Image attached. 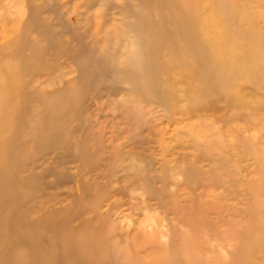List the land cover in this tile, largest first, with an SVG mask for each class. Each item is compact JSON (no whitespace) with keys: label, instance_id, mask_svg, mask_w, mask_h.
I'll list each match as a JSON object with an SVG mask.
<instances>
[{"label":"rangeland","instance_id":"rangeland-1","mask_svg":"<svg viewBox=\"0 0 264 264\" xmlns=\"http://www.w3.org/2000/svg\"><path fill=\"white\" fill-rule=\"evenodd\" d=\"M0 264H264V0H0Z\"/></svg>","mask_w":264,"mask_h":264},{"label":"bare ground","instance_id":"bare-ground-1","mask_svg":"<svg viewBox=\"0 0 264 264\" xmlns=\"http://www.w3.org/2000/svg\"><path fill=\"white\" fill-rule=\"evenodd\" d=\"M214 1H217V0H214ZM130 45H132V44H130ZM131 51H129L128 53H130ZM134 54V53H133ZM142 64H139V68H140V66H141ZM141 67H143V66H141Z\"/></svg>","mask_w":264,"mask_h":264}]
</instances>
